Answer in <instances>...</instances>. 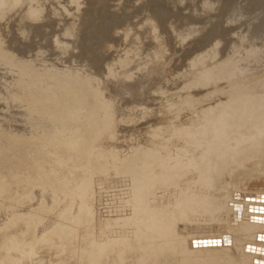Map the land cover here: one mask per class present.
I'll list each match as a JSON object with an SVG mask.
<instances>
[{"label": "rangeland", "instance_id": "rangeland-1", "mask_svg": "<svg viewBox=\"0 0 264 264\" xmlns=\"http://www.w3.org/2000/svg\"><path fill=\"white\" fill-rule=\"evenodd\" d=\"M92 1L0 0V264H100L105 251L97 255L88 251L95 241L100 242L101 251L110 242L112 249L127 243L134 245L137 242L133 235L135 223L133 226L122 224L136 216L132 207L135 199L138 201L142 197L144 202H151L153 195L159 193L157 197L161 203L159 200L152 202L155 206H149V209L167 205L170 211L174 209V202L168 200L179 199L173 194L170 198L169 193L167 197L166 193L160 196V189L155 190L157 186L147 189L144 197L141 196L143 189L135 190L139 183H134L133 172L138 171L144 181L157 168H144L136 157L144 149L143 138L144 142L145 137L148 140L156 138L159 148L171 141V147L175 149L168 156L169 163L176 164L180 160L176 157L177 151L187 150L192 141L185 138L180 142L168 124L176 126L181 123L178 121L188 122L185 119H193L192 113L202 110L203 114L212 111L223 117L228 114L224 111L240 106L239 102H247L254 95L264 100V31L256 34L261 20L264 25V0H121L120 11L109 3L106 7L101 5L103 12ZM126 4H130V10ZM158 9L164 10L163 14L166 12L165 20L155 19ZM87 12L103 15L104 19L98 25L100 30L87 31L89 26L85 27L86 24L77 28L82 15ZM122 28L124 31L118 30ZM75 30L78 32L73 34ZM83 35L87 39L82 38ZM166 35L169 40L173 39L168 40V44L164 40ZM79 36L90 46L89 57L74 47ZM51 39L56 41L55 45ZM22 48L26 52H22ZM9 49L14 50L9 53ZM148 58L153 61L152 67L147 64ZM128 85L134 87L136 93L133 96L129 95L131 86ZM105 86L109 89H102ZM115 93L120 94V102L131 100L139 107L127 115L124 110L109 114L104 104ZM226 101L231 103L230 106ZM177 106L182 108L181 120L175 115L168 117V126L163 127L165 123L160 118H163V112ZM152 113L160 115L155 117ZM204 120L208 122L207 117ZM204 120L200 117V128L208 127L209 123L206 125ZM239 120L241 122L240 116L231 120L229 125H233H227L223 131L219 144L223 150L233 147L238 141L237 135L244 131ZM234 127L236 130L239 127L237 132ZM108 139L109 148L106 149L103 144ZM137 142L142 145L132 151L131 145ZM203 149L204 146L192 153L196 163L193 162L196 167L193 173H201L202 164L199 163L205 164L207 151ZM220 150L215 157L220 155ZM262 159L237 166L230 178H224L219 184L222 187L218 188L221 192L218 195L224 197L223 192H228L224 198L228 207L219 214V221L235 236L243 235L249 227L255 226L248 222L252 219L249 214L254 206L247 208L246 205L264 203V169L259 166L264 163V154ZM211 160H206L207 168L214 165ZM95 179L99 180L98 185ZM170 187L166 191H171ZM150 189L155 191L151 194ZM79 200L90 203L92 222L81 220ZM259 209L256 212L261 214ZM20 216V219L16 218ZM101 219L108 220L109 227L102 229L98 225ZM137 229L149 233L145 224L139 223ZM261 235L263 237L264 233ZM261 235L258 233L250 240L244 237L238 243L239 254L246 242L264 244L259 241L263 239ZM7 239L19 243L7 250ZM83 249L91 254L89 259L83 255ZM245 253L249 254L246 249ZM130 254H133L130 250L123 252L125 257ZM259 254L264 256V253ZM146 255L139 259L140 263H137L138 259L129 258L125 264H145ZM172 258L168 254L160 262L165 264L168 260L166 264H170ZM248 258L244 257L251 264H264L254 257Z\"/></svg>", "mask_w": 264, "mask_h": 264}, {"label": "bare ground", "instance_id": "bare-ground-1", "mask_svg": "<svg viewBox=\"0 0 264 264\" xmlns=\"http://www.w3.org/2000/svg\"><path fill=\"white\" fill-rule=\"evenodd\" d=\"M94 1L97 3L96 5H98L99 8L100 7L102 8V6H101L102 4L103 5L105 4V7H106V5L110 3L112 8L117 9L119 11H120L119 5H120V3H123L121 0H93L92 2H94ZM89 2H90V0H89ZM105 2H108V3H105ZM131 2L132 1H130V3ZM126 5H127L126 8H128V10H130L129 8L131 6L128 7L130 4H126ZM207 6H208V3H207ZM121 7H122V5H121ZM123 8H124V6H123ZM102 10H103V8L100 11H102ZM121 10H122V8H121ZM163 12H164V10L161 11L160 9H158V11H156L155 14H154L155 19L156 20H161V21L165 20L166 18L164 17V14H166V12L164 14H163ZM170 12H168V13H170ZM100 14L98 13V15L97 14L95 15V14H91V13H88V12L83 14L82 18L80 20V23L78 24L77 28L79 29L81 27V24H84L83 26H85V24H86L85 27L89 26V28H87V29L85 28L87 31H94L97 28L100 30V27L98 25H100V23L102 22L101 19H104L103 15H100ZM129 14H130V12H129ZM225 14H226V12H225ZM170 15H171V13H170ZM168 20L169 19H167L166 21H168ZM183 21L185 22L186 19L183 20ZM261 21L259 22V24H258V26L256 28V34L257 35H260V33L262 31H264V25L261 23ZM31 24H32V22H31ZM127 24L131 25L132 23L131 24L127 23ZM23 26H25V24ZM123 26H125V25H123ZM26 28H28V27H26ZM26 28H25V31H26ZM123 29L124 28L118 29V30L124 31ZM28 30H29V28H28ZM34 30H36V29H34ZM76 30L74 31L73 34H76L78 32V31L76 32ZM118 30H116V31L118 32ZM84 33H86V32H84ZM98 33H100V32H98ZM215 33H216V31H215ZM111 34L112 33H110V35ZM87 35H89V34H87ZM38 36H39V34H38ZM57 36H59V35H57ZM89 36L91 37V35H89ZM89 36H87V37H89ZM100 36H101V34H100ZM213 36H214V34H213ZM79 37L81 38V36H79ZM90 37L87 40V42H89ZM80 38H79V40L77 41V43H76V45L74 47L78 51H81L83 55L89 57L90 54H91L90 50H89L90 46L86 42H83V39H82V38L85 39L86 37L83 35V37L81 38L82 41L80 40ZM40 39H41V37H40ZM171 39L169 40V36L166 35L164 40H165L166 44H168V40L169 41L173 40V39L172 40ZM43 40H44V38H43ZM20 41H19V43H20ZM57 41H59V40H57ZM50 42H52V44H53L54 41H52V39H51ZM55 42H54V45H55ZM22 43H24V42H22ZM50 44L51 43H49V45ZM169 44H171V46H172L171 42ZM46 48H45V50H46ZM53 48H54V46H53ZM13 50L14 49H9V53H12ZM21 51L22 52L23 51L26 52V50H24V49L21 50ZM73 51H74V49H73ZM82 57L83 56H81V59H82ZM14 59H15V57H14ZM70 60L72 61V59H70ZM38 61H39V59H38ZM81 62H82V60H81ZM152 62H153L152 59L148 58L147 64L149 66H151V67L153 66ZM182 62H185L184 59H183ZM93 63L94 62H92V64ZM258 63H259V61L256 62V64H258ZM28 64H30V63L28 62ZM179 65H181V64H179ZM46 67H48V66H46ZM246 69H248V68H246ZM246 69H244V70H246ZM155 71H156V76H157L159 71L157 72V68L155 69ZM98 81L100 82V79H98ZM30 83H32V82H30ZM30 83H28V84H30ZM116 86H114V87H116ZM119 86H120V81H119ZM130 86L128 85L127 87L130 88ZM256 87H259V86L256 85ZM107 88L108 87L105 86V88H102V89L107 90ZM117 90L119 91V89H117ZM117 90H115V92H118ZM256 90H257V88H256ZM129 91H130L129 95H131V96H133L136 93L133 86H131ZM257 91H259V90H257ZM256 92H254V93H256ZM113 93H114V91H113ZM145 93H146V91H145ZM227 95H229V94H227ZM258 95H259V93H258ZM254 96H253V98H251L247 102L246 101L239 102L240 106H239V104H238V106H235L233 108L231 106L232 109L230 108L231 109L230 111H224L225 107L223 108V110L221 109L224 112H228V114L227 115L224 114L223 117L218 116L217 114H213L212 111L208 112L207 114H203V113H201L203 111L202 110L200 113H196L194 115L192 113V115H191L192 117L191 118H193V119H191V120L190 119L189 120L185 119L188 122H183L181 120L183 115H181V113H180V111H182V108L180 106L172 108L171 111L169 110V112H167V113H166V111L163 112V114L166 113L165 115L162 114L163 118L160 117L161 120H162L161 122L165 123V124H162L163 127L164 126L166 127V125H167L166 124L167 118L168 117H172L173 118V116L175 115L174 116L175 118H177V119L180 118V120H181V121H178V123L179 122H181V123L176 125V126H174V125L172 126V124H168L169 125L168 128H170V129L172 128L173 129L172 133H174V132L176 133V135L180 139V142H181V140H185V138H187L186 140L192 141L193 145L192 144H191L192 146L189 145L187 150H185L186 149L185 148L181 152L177 151L178 154L176 155V157L178 156V158L181 161L178 160L176 164H172L171 162L169 163L170 157H168L169 155H171L170 153L172 152V150L175 149V148L171 147V141H169L166 144L160 142L161 144H165V145L163 147L160 145L161 148H159V145H157V143L159 141L157 142L156 138L151 137L148 140V138L145 137L146 138V142H144L145 139L143 138L142 143H144L143 147H144L145 151L143 149L142 151L139 152L140 154H136L135 152L134 153L136 154V157L138 159H140V161L144 164V168H146V169L153 168V167H157V168L155 169L154 172L149 173V175L146 176V179H144V181H143V179H140L141 177L138 176V174H137L138 171L137 172H133V181H134V183H139V185H138L139 188L138 189L136 188L135 190H139V189L140 190L141 189L144 190V191L142 190L143 192L141 193V196H143L146 193L147 189L151 188L152 186H157L155 190L160 189V192H161L160 196H161L162 193H164V194L166 193V197H167V194L169 193L170 198H171V195L173 194V196H175V197L179 196V199H178V201H170V199L168 200V202H174L173 204L171 203L173 205L172 208H174L172 211H170L171 210L170 208H169L170 210L166 208L167 205L165 207H163V208H161V207L158 208L157 207L155 209L154 208L149 209V206H155L154 204H152V202H156V201L159 200V197H157L159 195V193H155L153 195V199H152L151 202H144V200H142V197H141L142 201L141 200L137 201V199H135L136 200L134 202L135 205H132V207H133V209H135L136 216L134 218H129V219L125 220L122 225L123 226H125L126 224H131L132 225V224L135 223V227H134L135 234L133 232V235H136L137 242L134 243L135 242L134 240H133L134 242L133 241L132 242L129 241L132 244L134 243V245L128 246L127 244H129V243H127V244H125L123 246H120L118 249L110 248L109 247V245L111 243L110 242V243H108L109 245L108 246L105 245L104 246L105 248L103 249V251H101L100 250V242H98V241L94 242L93 241L94 242V246L90 245V247H88V251L89 252H92L93 255H97L98 253L104 252V251L106 253L104 255V257L101 258L100 264H125V262L129 258L130 259H135V260L138 259L137 263H140L139 262L141 260L140 258L143 257L144 254L145 255L148 254V256L146 255L147 256L146 257L147 260L145 261L146 262L145 264H158L160 262V260H162V259L164 260V257L165 256L167 257L168 254L173 257L171 263L169 262L170 264H246L245 262H247L246 259L248 257H252V258L254 257L258 261H260V260L264 261V256L259 254V253H262V254L264 253V250L260 249V248H264V244L263 243L261 244V242L258 243V241H256L257 243H254V242H246L245 244L243 243L244 246H243V248H241V249H243V252H241V250H240L241 255L238 252V249H239L238 248V243L241 242L244 237H246L244 239H248L249 238L248 240H250V239H253L254 237H256V235L258 233H260V235H261V232L264 233V203L263 202L262 203H258V202L257 203H252L251 202L252 204L246 205L247 208H249L248 207L249 205L254 206L253 208H251V209H253V211L249 214L252 217V219L250 221L248 220V222H249V225H255V226L249 227V229L247 231H245L243 233V235L235 236L234 234H232L230 229H227L224 226H222L221 225L222 222L220 223V221H219V214L222 211L225 210V207H228V206H226L227 205L226 199L224 200L225 195H226L225 192H227V191H224L225 187L222 190V191H224L223 192L224 193V197L218 195V192H219V194L221 193L220 190H218V188L222 187V186H219V184H221V182H222V180L224 178H230V176L232 175L231 173L237 168V166H244L245 163L246 162H250V160H256V159L260 160V159H262L263 154H264V100H262L259 97H254ZM227 97L229 98V96H227ZM20 98H22V97H20ZM119 98H120V94H116V93H115V95H110L109 96L108 102H106L104 104L105 108H106L107 112H109V114H110V111H112V112L117 114V113H122L121 110H124L126 115H127L128 112H132V111H134L135 109H137L139 107L138 104L132 102L131 100H130L129 103L127 101L120 102ZM233 100H234V97H233ZM230 102H231V100H230ZM227 104H229V101L227 102ZM230 104H229V106H230ZM227 107H228V105H227ZM167 109L168 108H166V110ZM226 110H228V109H226ZM151 111H154V110H151ZM152 114L154 115V113H152ZM155 114L160 115L158 113H155ZM153 115H151V117H153ZM220 115H221V113H220ZM237 116H240V118H241V122H240V120L238 122H239V124H241V126L244 125L243 126L244 131H242V133L240 132V134H238V135L236 134L237 138H238V141L235 142L233 147L229 146L230 148H227L226 150H223L222 149L223 147H220L221 145H219L221 140H222V138H223L222 137L223 133H224L223 131H225V128H226L227 125L228 126H232L233 125L232 123L229 125V122L231 120L232 121L235 120ZM200 117H201V119L203 118V120H204V118L207 117L208 122L204 120L206 122V125H207V123H209L207 128H200L199 127L200 126L199 125ZM153 119L157 120L156 118H153ZM146 121H148V120H146ZM150 121H152V120H150ZM137 122H138V120H137ZM236 123H237V120H236ZM139 124H141V123H139ZM136 125H138V124H136ZM134 126H135V124H134ZM241 126H240V129H241ZM88 127H90V126L88 125ZM85 128H87V125L85 127H83V129H85ZM152 128L153 127L151 125L150 130ZM179 128H183V129L185 128L186 130L185 129L184 130H179ZM232 129H233V127H232ZM234 129H235V127H234ZM238 129H239V127L237 128V130L235 129V131L237 132ZM226 130H228V129H226ZM155 132H156V130H155ZM131 133H132V131L130 132V134ZM157 133H158V131H157ZM131 136H134V134L131 135ZM136 137H137V134H136ZM133 138H135V137H133ZM158 140H161V139H158ZM163 140H165V139L162 138V141ZM234 140H236L235 137H234ZM130 141H131V138H130ZM103 145H104V147H106V149L109 148V139L107 141H105V143ZM140 145H142V144H140L138 142L137 143H133L131 145L132 151L134 149L136 150L138 147H140ZM187 145H188V143L186 144V146ZM190 146H191V148H190ZM202 146L205 147V149H203V150L207 151V152H205V154H207V155H205V156L203 155L205 157L204 159H206L208 161H210L212 159V157H215L214 156V155H216L215 153H218L220 148L223 150V152L220 150V152H221V153H219L220 155L219 156L217 155V157L213 158L214 159L213 161L211 160L213 162L212 164H214L213 166H209L207 168V166L205 165L207 163L206 160H205V164H204L205 166L203 165V163H204L203 161H202L203 163H199V165L202 164V166H204V167L201 166V168H199L200 169L199 171H201V173L196 171L199 174H201V175H199V174L197 175L196 172L193 173V170L196 169V167L195 168L193 167L195 165H193V162H194L193 158L194 157L192 158V155H193L192 153L195 152V150L200 149ZM6 147H7V145H6ZM176 150H179V148L176 149ZM119 156H121V154ZM58 158H60V156ZM69 158L71 159L72 156H69ZM195 161H197V160H195ZM209 164L211 165L210 162H209ZM259 166L261 167V169H264V163L262 165H259ZM259 166H258V168H259ZM263 171L264 170H262V172ZM146 172H148V171L146 170ZM92 179H93V177H92ZM99 179H100V177H99ZM98 181L99 180H96L97 185L99 184ZM109 181H111V180H109ZM169 186H171L170 187L171 191H169V190L166 191L167 188L169 189ZM1 187L2 186H0V188ZM96 187L98 188L99 186H96ZM152 190L153 189H150V193L151 194L155 191L154 190L153 192H151ZM94 192H96V191H94ZM140 192H138V195L140 194ZM170 192H171V194H170ZM89 195H90V193H89ZM138 195H136L137 198H138ZM221 195H223V194H221ZM220 197H222V198H220ZM159 201L161 203V200H159ZM29 203H31V202H29ZM77 205L82 210L81 220L83 222L84 221H91L92 222V219H91V215L92 214H91L90 203L88 201L85 202L83 200L82 201L79 200ZM29 206H31V205H29ZM159 206H160V204H159ZM29 208L31 210V207H29ZM258 208H260L259 210L262 212L261 214L259 212L258 213L256 212V209H258ZM100 211H101V209H100ZM228 212H229V210H228ZM131 213H132V211H131ZM103 216H105V215H103ZM21 217L22 216L16 217V218L20 219ZM221 219H223V218H221ZM100 221L101 222H99L98 225H100V227L102 229L106 228L104 226H107L109 221L106 220V219L105 220L101 219ZM114 221H112V222H114ZM248 222L244 223V225H246ZM139 223L147 225V227L149 228V233L148 234H145L142 229H137ZM118 224L121 225V222L120 223L118 222ZM44 226H45V224H44ZM108 227H109V225H108ZM87 228H91V227H87ZM37 230H38V228H37ZM48 230H50V229H48ZM69 232H70V230H69ZM61 233L63 234V231ZM41 237H40V239H42ZM133 237H135V236H133ZM261 238H263V239L259 240V241H263L264 242V236L262 237V235H261ZM104 239L105 238H103V240ZM194 241L200 242V244L193 245ZM6 242H7L6 245L8 247V249L6 248L7 250H9V249H11L13 247H16L18 245V243H19L18 241H15V239L14 240L7 239ZM205 242H207V243L210 242V244H204ZM112 244H113V242H112ZM126 245L129 248H127ZM205 245H207V246H205ZM250 245H252V246H250ZM246 246H247V248H246ZM254 246L260 247V248L256 249ZM18 247H20V246H18ZM15 249H17V248H14V250ZM245 249H246L247 252H249V254L245 253ZM126 250H130V252H133V254L132 255L130 254L127 257L123 256V252L126 251ZM82 252H83V255H85L86 259L87 258L89 259L91 254H89V252H87L85 249H83ZM111 252H114V255L110 256ZM253 253H254V255H253ZM244 257L246 259H244ZM124 258H126V259H124ZM144 258L145 257H143V259ZM170 259L171 258H169V260ZM243 259L245 260V262H244ZM248 259H250V258H248ZM255 259H251V260L253 261ZM167 261L168 260H166V263H167ZM161 263L162 262H160V264ZM247 263H250V262H247ZM95 264H97V263H95ZM141 264H143V263H141Z\"/></svg>", "mask_w": 264, "mask_h": 264}, {"label": "water", "instance_id": "water-1", "mask_svg": "<svg viewBox=\"0 0 264 264\" xmlns=\"http://www.w3.org/2000/svg\"><path fill=\"white\" fill-rule=\"evenodd\" d=\"M264 197V196H263ZM196 244H200V242H196V241H194L193 242V245H196ZM204 244H210V242L209 243H207V242H205ZM205 246H207V245H205ZM197 247V246H196Z\"/></svg>", "mask_w": 264, "mask_h": 264}]
</instances>
